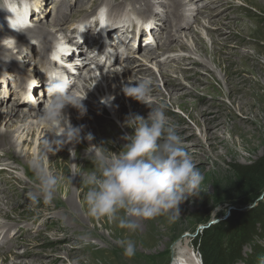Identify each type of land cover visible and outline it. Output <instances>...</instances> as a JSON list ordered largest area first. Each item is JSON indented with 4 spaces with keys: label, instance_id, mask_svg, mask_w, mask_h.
<instances>
[{
    "label": "rangeland",
    "instance_id": "rangeland-1",
    "mask_svg": "<svg viewBox=\"0 0 264 264\" xmlns=\"http://www.w3.org/2000/svg\"><path fill=\"white\" fill-rule=\"evenodd\" d=\"M23 1L24 0H19V3L24 5ZM123 1L124 0H116L115 4ZM152 1L156 6H154L150 12H143V10H140L141 7H143L141 5H132L124 1V9L133 12L135 18L151 21V30L156 28L159 23H161L160 26L162 25V29H157L156 32H153L155 37L153 34L150 35L144 44L147 46H149L148 44L151 45L149 46V52L151 54L156 53L160 56L161 54L164 55V57L155 61L149 59L147 55L145 56V60L149 59L146 61V67L150 68V70L152 68L153 73L147 75L145 78L151 80L152 90H157L158 93L162 92L161 94L163 96L159 94L155 96V93L151 92L147 102L152 106L163 105L166 115L171 119V122L178 126L177 130L182 138V147L189 154L203 176L200 194L186 198L183 203L179 205L180 216L175 222L170 223L168 218L164 216L152 220H143L140 222V228L135 233H129L115 222L105 219L96 220L87 215L85 203L78 196L81 190H78L77 183L75 182L77 160L75 159L74 153H72L73 143L69 145L70 150L68 153L70 175L72 178L68 186L70 185L73 192L76 212L69 211L64 207V203H66L65 201L67 200V196L64 193H56L55 198L48 204L38 195V183H36L31 174L25 170L26 164H24L28 160L31 161L33 165V161L38 159L36 147H30L29 141H31V138H29L28 143L24 146L22 140L19 139L20 137H26L24 134L22 136H20V133L17 135L12 134L11 138H14L12 147L6 144L5 147L2 146V149L0 148L1 156L8 154L14 161L17 160L8 163L3 161L0 162V170L3 167L9 169V171L6 169V174L4 172L0 175V185L5 182L3 180L5 175H7V177H14L7 186L3 187L6 189L8 196L0 195L1 203L4 205L2 207L5 209V214L8 215L0 218V247L14 246V251L26 262L30 261L29 263L31 264H43L49 263L52 259L57 257H62L61 259H64L67 257L65 255L66 249L73 250V252H80L81 246L83 248L88 246L89 243H92L91 245L94 247L79 253V256L68 264H171L174 259H180L181 257H186V259L190 261V259L194 258L191 256L193 251L195 250V252H197L198 248L204 263L207 261L208 264H264V200L261 201V198L264 197V192L258 200L243 206H235L228 200L239 198L238 196L240 194L236 195L234 189L239 187L238 185L241 187L244 186L246 183L243 179L251 174L260 163H264V119L257 124V128L261 129L257 138V153L252 155L247 150L240 148L238 165H233L230 160L220 161L216 158H214L213 163H211V160L208 159L210 144H208V140H206V135H210L212 130L206 131L205 127H198L195 122L189 118V114L191 113L190 107L185 103L181 104V107H179V105H173L170 101L169 92H166V90H174L177 94H183V92L191 93L194 90L197 95L192 97L186 96V101L198 104V121L203 122V117L202 114L200 116V112L207 111L209 113L207 116L221 115L220 118L228 122L230 126L234 123L231 116L233 112L237 120H239V123L245 125L247 130H250V124L248 122L244 124L241 120V118L245 119L247 117L236 110L233 102L228 97L229 95H227L225 91L226 89H224L223 80L226 73L223 68L228 65V61L234 59L238 60L234 53L255 54L253 46H243L239 50L236 49V45L239 43L235 38L233 39L231 36L229 37L230 39L224 38L226 42L233 44L228 47L222 44L219 46V48H222L219 49L220 51L218 54V58H222V62H220L222 67H218L217 63L211 61L212 56L210 53L209 56H203V59L209 64H195L194 61H189L191 55L188 50L195 49L196 44H194V39L199 40V38H202L208 52H211V39L207 37V35H212L214 37L219 36V38L222 39L221 31L220 28H218V30H207L203 26V23H206L208 20L216 21L220 18L223 19L225 23L237 24L239 22L240 24H247L254 30L251 38L258 44L259 48V52L257 51L256 53V60L264 66V0L261 7H255L245 0H204V4H207L209 1L212 5L210 8L209 6L206 7L204 11L205 14L203 15L196 13L199 7L202 6L201 3L194 0H190L191 2L185 0V3H189L188 9L192 11L188 12L189 15L193 14L194 10V17L199 22L193 23V20L189 21V26L183 28L184 30L180 29L183 24L182 22H180L178 26L175 25V28L173 27L167 30L166 27L163 26L164 20L160 21L159 15H164L168 12L169 20L168 8L171 9V7L169 6L166 8L165 5L161 6L159 2L162 0ZM145 2H147V0ZM61 3L62 7L59 9ZM112 6L113 5H111L108 0H49L46 1L43 7L45 14L42 15L39 20H32L34 23H32L33 26L31 25V17L28 18L30 26L27 29L30 28L36 31L39 27L44 28L48 26L51 29L54 27L52 30H54L56 36H49L51 46L52 43L54 45V42L58 40L64 43L66 34L57 30V27L62 26L61 24H56L57 15L61 18V14L66 13V18L68 19L67 26L74 28L85 18H92L97 12L108 11L110 9L109 7ZM70 7L72 8L71 11H69V9H71ZM79 8L82 10L76 12ZM143 9L147 8L143 7ZM204 9L205 8H203V10ZM58 10H60V14ZM39 11H37L36 15L41 14ZM143 13H146V16ZM190 16L192 17L193 15ZM1 21L0 17V23ZM7 30L12 33L18 32L8 27ZM134 31L135 29L129 31L124 30L129 39L123 43V47L129 53L134 52L135 47L139 48L138 40L132 34ZM94 32L96 34L97 31L94 29ZM1 33L0 31V40H3V38L5 39V37L8 38L7 35ZM229 34L228 32V35ZM21 35L22 32H18L15 38H19ZM77 38H80L79 33H77ZM11 41H13L10 42L11 45H8L9 52H1L0 55L2 56V58L0 57L1 73H7V70L11 73V69L15 68L20 69L23 73L28 72V78L31 77L39 80L41 75L33 66L38 58L36 53H34V57L31 60H22V56L17 55L18 49H15V40ZM110 41H112V44L109 46L111 47L112 45V48H115L114 40L110 38ZM3 43L6 42L3 41ZM39 43L40 42L36 39L32 38L30 42L26 44V47L34 46L37 50L39 48ZM87 45L86 50H88L91 43L88 42ZM180 46H182V48ZM11 50L13 51V55H15L14 58L9 57L11 55ZM144 52L145 50L142 51L139 48V52L134 53V55L140 57ZM167 57H174L176 60H169L167 63H163V60ZM180 57H184L183 62L179 60ZM9 58L14 61L9 63ZM48 58L51 60L52 53L50 55L49 52ZM119 58L118 66L125 67L132 64L133 58ZM3 61L6 62L7 65ZM181 64L184 65L181 67ZM254 64L255 63H252V66ZM48 65L50 64L43 60L37 67L46 73L50 69L47 68ZM69 67L76 69L73 65ZM161 71L170 73V77L172 78L171 84L166 87L161 77ZM186 74L188 78L182 79V76ZM78 76H81V72L78 73ZM258 77V85L250 84V86H248V91H251V93L244 96V99L249 103L257 104V106H264V76L260 75ZM82 78L83 75L81 76V80ZM131 78L133 79L135 76ZM33 79L31 82L25 81L21 83L24 93H26V91L31 92ZM252 79L256 80V76L252 77ZM16 80L20 82L19 77H16ZM70 80H73L71 91H74V88H76V85H74L75 79ZM137 80H141V78ZM117 86H120V89L118 88L116 96L119 95L122 97L128 111L126 116L129 118V116H131V112L128 108L129 102L126 99V95L123 93V87L121 85ZM9 89L12 90L13 87L10 86ZM12 92H14V90H12L9 95L10 100L5 103L8 108L14 106L17 102V96L14 97ZM35 95L36 94H33V98L36 97ZM45 95L46 97H44ZM239 95L243 96V93ZM37 96V100H35L34 103L36 105L40 104L41 107L46 104L43 100H49L46 89L41 92V95L37 94ZM1 101H3V95L0 91V102ZM2 103L3 102H1L0 105ZM93 103L95 106L98 105L95 101H93ZM144 105L146 104L143 103L141 107L144 108ZM182 105H185L187 109L182 108ZM97 107H99V105ZM18 110H23L22 106L16 109V111ZM118 114L117 108L113 112L107 107L106 114L102 115L112 120L113 124L121 129L124 136L130 135L122 127L120 121H118ZM217 121H219V119H217ZM0 129L5 131V124L3 127L0 126ZM226 137L229 138V135L227 134ZM81 138V141L93 151L94 146H92V142H89L86 136H82ZM234 139L240 141L237 136H235ZM43 140H45V138H42L41 142ZM51 154H53L51 151L45 152L42 166L46 171L57 177L58 173L48 170L49 167L46 165L47 161L52 159L50 156ZM21 161L25 162L23 163ZM58 162L62 165L63 158H60ZM263 172L264 168L262 170V173ZM262 183L264 185V178ZM247 190L249 189L242 191L243 196L241 197V201H253L252 198L256 197L254 193H250ZM30 196H37V200L34 201ZM79 219L83 220L89 228H98L109 243H103L98 239H88L86 234L79 230V222L84 223ZM17 221H19L16 224L18 226V228L16 227L17 230L9 234L8 227H4V225ZM75 232L77 235L79 234L78 236L80 238L78 245L74 246L69 243L64 248L65 244L62 243L64 241L66 242ZM121 240H132L135 243L136 254L133 257L128 258L124 256L123 248L119 244ZM58 245H61L59 246L61 247L60 249L57 248ZM7 254L8 252L5 250L0 251L1 257H9L10 254ZM190 256L191 258H189ZM61 262L60 264H62Z\"/></svg>",
    "mask_w": 264,
    "mask_h": 264
},
{
    "label": "bare ground",
    "instance_id": "bare-ground-1",
    "mask_svg": "<svg viewBox=\"0 0 264 264\" xmlns=\"http://www.w3.org/2000/svg\"><path fill=\"white\" fill-rule=\"evenodd\" d=\"M46 1H49V0H40L39 5L35 7V9L30 12V14H29V7L31 5L29 3V0H24L23 1L24 5L19 3L20 7L17 6V1L8 0V5L11 9L16 11L18 15H20L21 13V16H24L27 20L28 18L31 17V25L33 26L34 23L32 22V20L34 19L39 20L42 17V15L45 14L43 7H44V4H46ZM124 1L127 2L128 4L141 5L147 8V9H143V7H141L140 10H143V12H150L151 9L154 6H156V4L153 3L152 0H147V2H145L146 0H124ZM124 1L121 3L115 4L116 0H113V1L108 0V2L111 5H113L112 7H109L110 9L108 11H102L100 13L99 18L97 15L98 12L92 18L87 17L83 21H81L80 24H78L79 26L77 25L78 27H74V28L67 26L68 19L66 18L67 16L66 13L65 14L62 13L61 18L60 16L57 15L56 24L62 25V26L57 27L58 28L57 30H59L63 34H66L65 40L69 39V42L71 43L67 44L66 46L68 55H66L64 59L60 61H54L52 59V62H51L55 66H57L59 69H61V71L64 72L65 70L67 73L66 75L69 79H75L74 85H76V88H74V91H71V92L73 95L81 99L84 98L82 103L86 108V112L83 115L80 114L78 109H76L75 107L71 105L66 106L65 109L63 110L64 115L67 118L69 124L74 128H81L80 137L91 134L93 136V140L91 141L92 144L97 145V146L102 144L104 147H106L109 150V155L117 154L120 151H122L127 141L124 139V134L122 133L121 129L115 124H113L112 120H110L108 117H104L102 115V114H106L107 107L108 109L109 108L112 109L113 112L117 108V111L119 113L117 115V119L118 121H120V124L122 125V127L129 134H132L134 131L131 127L127 126L126 122H127L128 117L126 115L128 111H127V107L124 105V101L122 100V97H120L119 95L116 96V92L118 91V88L120 89V86H117V85H121L122 87H124L131 83L135 84L136 81H138L137 80L138 78L144 79L147 75L153 74L152 68L150 70V68L146 67L147 65L146 61L149 59H152V61H155L157 59H160L161 57H164V55L162 54L161 56L156 53L151 54L149 52V49H150L149 46L151 45L148 44L149 46H147L144 44L145 41L150 37V35L153 34V32H156L157 29H162V25L160 26L161 23L157 24L158 26L156 28H153L152 30H151L150 25H148L147 27H139L135 23H129L126 27L122 26L123 18H130L132 20H135V17L133 16V12L128 11L127 9H124L125 7ZM194 1H198V3H201L202 6L199 7V9L196 11L197 14L200 13L201 15L205 14L204 11L206 10L207 6H209L210 8L212 5L211 3H209V1L207 4H204V0L203 1L194 0ZM245 1H248L255 7L256 6L261 7L262 2H263V0H245ZM185 2H186L185 0L184 1L183 0H162L159 2L161 6L165 5L166 8H168L169 6L171 7V9L168 8L169 9V20H168V12H166V14L164 15H159L160 21L164 20L163 26H165L167 30L173 27L175 28V25L178 26L180 22L183 23L182 27H180L181 30H184L183 28L189 26L188 24L189 21L193 20V23L199 22L194 17L195 16L194 10H193V14H190L193 16L191 17L189 15L188 12H192V11L188 9L189 3L187 4ZM188 2H191V1L189 0ZM61 5L62 3L59 5V9L60 7H62ZM0 6H2V4H0ZM202 7L205 9L203 10ZM71 10L72 8L69 9V11ZM80 10L82 9L79 8L76 10V12H79ZM37 11L41 12V14L36 15ZM58 13L60 14V10H58ZM105 13L107 14L108 20L110 21L107 24L105 20L103 19V16ZM143 14L145 15L146 13H143ZM9 15H11V13H8L5 10L0 9V17L2 20L0 25L3 24V28L0 29V31L2 32L1 34H5L8 37L15 38V35L18 34V32L12 33L11 31H8L6 27V22H7L6 16H9ZM101 24L105 25L106 27H104V29L101 30V32H98V34L96 35L93 29L96 28V30H98ZM203 26L207 30L209 29L218 30V28H220L222 39H220L219 36L214 37L212 35L211 36L207 35V37H210L211 39V44H212L211 52H208L205 46L206 44H204V41L202 38H199V40L194 39L193 40L194 44H196L195 49H192V50L187 49V50L189 51L191 55L189 61H194L195 64H200V63L209 64L203 59V56H209V53H210L212 56L211 61L213 63H217L218 67L219 66L222 67L220 63L222 62V58H218V54L220 51L219 49H222V48H219V46L221 44L225 47L232 46L233 43L226 42L224 40V38L230 39L229 38L230 36L233 39L235 38L236 41H238L239 43L238 45H236V49L240 50L241 47L243 46H253L255 50V54H247V53L242 54L240 52L234 53V55H236L238 60L234 59V60L228 61L227 62L228 65L225 68H223V70L226 73V76L223 80L224 82L223 84L225 86L224 89H226L225 91L227 95H229L228 97L233 102V105L236 108V110L240 111L244 116L247 117L245 119L241 118V120L244 124H247V122L250 124L251 126L250 130H247L245 125H242L241 123H239V120H237V117L235 116L233 112L231 113V116H232V119L234 120V123L233 125H230V126L228 122L220 118L221 115L220 116L218 115L207 116L209 114L207 111L200 112V116L202 114V117H203L202 118L203 122L198 121V104H194L191 101H186V96L192 97V96L197 95V93L194 90L191 93L183 92V94H177L174 90L173 91L166 90V92L167 91L169 92L168 94L170 96V101L173 105H179V107H181V104L185 103L190 107L191 113L189 114V118L192 119L198 127L199 126L202 128L205 127L206 131L212 130L210 135L208 134L206 135V140H208L207 142L208 144H210V152H209L208 159L211 160V163H213L214 158H216V159H219L220 161L230 160V162L233 165H238L239 159H240L239 158L240 148L247 150L252 155L257 153L258 151V144H257L258 139L257 138H258V135L261 129L257 128V124H259V122L262 121V119H264V106H259V105L257 106V104L249 103L248 101L244 99V96H247L251 93V91H248V86H250V84L258 85L259 83L258 76L260 75L264 76V66H262L256 60V53L257 51L259 52V48H258V44H256L254 40H252L251 38V35H253L254 30L251 29L247 24H240L239 22L237 24L225 23L223 19L219 18L216 21L208 20L206 23H203ZM131 27H136L137 36H135V34L134 36L139 38L138 46L140 50L142 51L145 50L144 54H141L140 57H137L136 55H134V53L139 52V48H135L134 52H131V53L127 52L125 48L122 49V47L124 46L122 43L127 40L126 35H124L125 34L124 30L128 31V29H130ZM52 29L48 26H45L44 28L39 27L37 28L36 31L31 30L29 28L25 31V33H22V35L19 38H15V49H18L17 55L22 56V60H25V61L31 60L34 57V53H36L38 57L37 61L34 62L35 65L33 66L35 70H38L42 79L38 80L34 78L33 84H32L34 87V92L37 93L38 95H40L41 92L44 91V85L47 84V80H46L45 73L37 66L40 65V63L43 60L44 61L47 60L48 62L50 61V59L48 58V54L49 52H50V55L52 53L51 50L53 49V43L51 46V43H50L51 41H50L49 36H54V35L56 36V34L54 33V30ZM76 32H79V35L81 38L80 43L78 42L79 44L78 43L73 44L74 42H76V40H78L77 36H75ZM228 32L230 33L229 35H228ZM94 35H96L95 37L103 38L102 48H104V45H106L104 40L108 38L110 40V37L113 40L118 39L122 42L121 44H118L117 47L112 48L109 46L110 50H106V52H108L109 54L107 56L105 63L106 64L109 63V67H108L109 71L107 74H104L101 72L100 74H98L100 76H98L97 73L90 72L89 70L90 64L85 63L84 61H80L83 57L82 49L85 48V45L92 39L91 37ZM153 36L155 37V34H153ZM32 38L40 42L39 48L37 50L34 48V46L26 47V44L30 42V39ZM94 41L97 42L96 40ZM4 42L6 43H3V47H0V55H1V52L2 53L9 52L8 45H11L10 42H13V41H11L10 39H5ZM111 44H112V41H111ZM180 47L182 48V46ZM123 53H124V56H126L127 58H133L132 64L130 66L128 65L125 67L118 66V63H119L118 58L121 57ZM95 55H98V54H95ZM146 55L149 57V59L147 60H145ZM0 57L2 58V56ZM9 57L11 58L15 57V55H13L12 50H11V55ZM11 58H9L8 60L9 63H12L14 61ZM183 58L180 57L179 60L183 62L184 61ZM97 60L99 59L91 61V64L96 65L95 62H97ZM169 60L175 61L176 59L174 57H167L163 60V63H167V61ZM75 61H76V64H75L76 69L68 67L70 65H74L73 63ZM4 63L6 64V62ZM252 63H255V64L252 66ZM182 65L184 64H181V67ZM11 70H12L11 73L8 70H7V73L6 72L1 73L0 71V91L3 95V101H1L3 103L0 105V126L3 127V125L5 124V127H6L5 131H2V129H0V148L2 149V146L5 147L6 144H9V146L12 147L14 143L13 141L14 138L13 137L11 138L12 134L17 135L20 133V136L24 134V136L26 137H20L19 139L22 140L24 146H26V144L29 141V138H31V141H29V145L30 147L31 146L36 147L37 158L40 160L42 164L45 152L47 151L50 152L49 150L50 145L48 141H51L52 135H53L51 130L46 128L40 121V114L45 105L43 104L44 106L41 107L40 104L36 105L34 103V101L37 100V97H38L37 94L35 95L36 97L32 98L30 93L23 92V87L21 86V83L25 81L31 82L33 79L31 77L28 78V72L23 73L20 69H15V68ZM99 70L102 71V67H99ZM80 72H81V76L83 75L82 80H81V76H78V73ZM14 75H15V78H14ZM133 76H135V78L132 79L131 77ZM254 76H256V80L252 79V77ZM16 77L20 78V82H18L19 80L18 81L16 80ZM161 77L163 78V83L165 87L171 84L172 78L170 77V73L161 71ZM185 78H188L187 74L182 76V79H185ZM39 81L40 82L42 81V82L40 83ZM71 82H73V80H71ZM10 86L13 87L12 90H14V92H12L13 96L14 97L17 96V102L14 106L8 108L6 107L5 103L8 100H10L9 95L12 91L9 89ZM97 93L100 94V98L102 101H98L96 99L95 95ZM152 93H155V96L156 94L162 95L161 94L162 92L158 93L157 90H152ZM240 93H243V96H240L239 95ZM44 97H46V95ZM126 99L129 102L128 108L131 112V116L139 115V116L146 118L147 113L151 111L148 105H144V108H142L141 105L143 103L136 101L135 99L128 97V96H126ZM112 100H114V102ZM43 101L47 103L49 100L47 101L43 100ZM93 101H95L99 105V107H97L98 105L95 106ZM19 106H22L23 110L16 111V109ZM182 108H186V106L182 105ZM217 119H219V121H217ZM63 132H64V129L61 128L55 133V136H62ZM227 134L229 135V138L226 137ZM235 136L239 137L240 141H237L236 139H234ZM42 138H45V140L41 142ZM59 138L60 137H57V139ZM81 139L79 143H73L72 150L75 151L74 156H75V159L77 160V165H76V170H75V173H76L75 182L77 183L78 190H81L78 196L84 201V194L87 191V187L84 184L82 178L86 177L88 172L94 170L95 165L91 157V154L93 151H91L88 148V146L84 144V142L81 141ZM70 144L71 143L65 144L64 147L58 151H56L55 146H53V154L50 155L52 159L50 161L48 160L46 165L47 167H49L48 170L50 171L52 170L53 172L58 173L57 178L59 179V188L57 190V193L58 194L64 193L67 196L66 197L67 200L65 201L66 203H64V207L68 209L69 211L76 212V206L73 200L74 198L73 192H72L70 185L68 186V184H70L72 180L71 175H70V164H69V156H68V153L70 150L69 148ZM4 156L0 155V162L3 161V162L8 163L10 161H14V159L10 157L8 154H4ZM60 158H63L62 165H60L58 162ZM24 164H26L25 170L28 171L29 174H31V176L34 178L35 182L38 183L36 179V171L31 161L27 160V162ZM6 169L3 167L0 170V175L3 174L4 172L6 174L7 170L9 171V169L7 170ZM13 178H14L13 176L7 177V175H5V178L3 179L5 182L0 185V195L8 196V194L6 193V189H4L3 187L7 186L9 182L13 180ZM2 206L4 205L1 203V200H0V218H3L4 216H8L7 214H5V209ZM81 221L84 222L83 220ZM18 222L19 221L10 222L4 225V227L6 226L8 227L9 234L17 230L18 226L16 224ZM79 226H80L79 230H81V232L83 231L84 234H86V237L88 239H98L99 241L103 243H107V244L109 243L106 237L99 231L98 228L96 227L89 228L85 222L84 223L79 222ZM78 235L75 232L69 239L66 240V242L64 241L62 243V244H65L64 248L69 243L74 246L78 245L79 240H80ZM89 244L88 246H85L83 248L81 246V249L79 248L81 251L77 249L80 252H73V250L66 249L65 251L66 254L64 253L67 256L66 258L61 259L62 257L61 258L57 257L55 259H52L51 262L43 263V264H60L61 261H62L61 262L62 264L71 263L73 259L79 256V253L85 252L86 249H91L92 247H94L93 245H91L92 243L90 245ZM59 246L61 245H58L57 248L60 249L61 247ZM2 250H5L10 255L9 257L0 256L1 258L0 264H31L29 263L30 261L26 262L24 259L20 258L18 253L14 251V246H11V247L2 246L0 247V251ZM195 259L196 258H192L189 261L186 259V257L185 258L181 257L180 259H176L174 261V264H200V261L198 259L196 260Z\"/></svg>",
    "mask_w": 264,
    "mask_h": 264
},
{
    "label": "clouds",
    "instance_id": "clouds-1",
    "mask_svg": "<svg viewBox=\"0 0 264 264\" xmlns=\"http://www.w3.org/2000/svg\"><path fill=\"white\" fill-rule=\"evenodd\" d=\"M40 0H29V14L39 5ZM0 9L11 15L7 16L8 26L25 33L30 26L28 20L11 9L7 0H0ZM17 6L20 7L19 0ZM98 18L100 13H97ZM106 24L110 22L107 14L103 16ZM135 23L147 27L150 20L142 18H123L122 26ZM2 28V25H0ZM5 39L15 40L8 37ZM0 40V47L3 41ZM68 55L66 45L56 41L53 45L52 59L60 61ZM49 101L40 114L41 123L52 132L48 141L58 151L67 143H79L81 128L72 127L64 115L66 106L71 105L83 115L86 108L83 99L72 94L71 80L60 70L52 67L45 73ZM152 92V82L148 78L123 87V93L148 105L151 111L147 118L139 115L129 116L127 126L134 131L125 135L127 141L122 151L109 155V150L102 144L94 146L91 154L94 170L83 177L87 187L84 203L87 215L92 219H105L117 223L129 233H135L143 220L167 217L169 222L179 219V205L192 196L200 194L203 176L193 160L182 147V138L178 126L166 115L163 105L152 106L147 102ZM63 128L62 136L55 133ZM57 137H60L57 139ZM86 139L91 142L93 136ZM75 151H72L74 153ZM38 181V195L46 204L55 198L59 179L46 171L40 160L33 161ZM34 201L37 196H30ZM125 257L136 254V245L132 240L119 241Z\"/></svg>",
    "mask_w": 264,
    "mask_h": 264
},
{
    "label": "trees",
    "instance_id": "trees-1",
    "mask_svg": "<svg viewBox=\"0 0 264 264\" xmlns=\"http://www.w3.org/2000/svg\"><path fill=\"white\" fill-rule=\"evenodd\" d=\"M264 168V163H260V165L248 176H246L243 180L245 181L246 184H244V186H240L237 187L236 189H234V192L236 193V195H239L238 199L234 198L232 200L228 199L230 201L231 204L235 205V206H243L245 204L251 203V202H255L256 200H258L262 193L264 192V185L262 183V180L264 178V172L262 173V170ZM249 189L247 191H249L250 193H254V196H256L255 198L253 197L252 200H248V201H241L242 200V196H243V190ZM240 200V201H237ZM264 200V198H263ZM204 232V231H203ZM204 264H208L207 261H205Z\"/></svg>",
    "mask_w": 264,
    "mask_h": 264
},
{
    "label": "built area",
    "instance_id": "built-area-1",
    "mask_svg": "<svg viewBox=\"0 0 264 264\" xmlns=\"http://www.w3.org/2000/svg\"><path fill=\"white\" fill-rule=\"evenodd\" d=\"M204 229V228H203ZM199 249V248H198ZM197 249V252H195V250L193 251V253H192V257H194V258H196V259H198L199 261H200V264H204V261H203V258H202V255H201V253H200V251ZM190 256V257H191ZM189 257V258H190ZM174 261H175V259L172 261V263L171 264H174Z\"/></svg>",
    "mask_w": 264,
    "mask_h": 264
},
{
    "label": "water",
    "instance_id": "water-1",
    "mask_svg": "<svg viewBox=\"0 0 264 264\" xmlns=\"http://www.w3.org/2000/svg\"><path fill=\"white\" fill-rule=\"evenodd\" d=\"M263 198H264V197H263ZM263 198H261V201L263 200ZM259 202H260V201H259ZM259 202H258V203H259Z\"/></svg>",
    "mask_w": 264,
    "mask_h": 264
}]
</instances>
